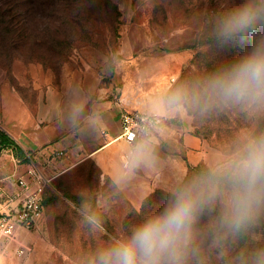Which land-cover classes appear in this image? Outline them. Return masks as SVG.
<instances>
[{"label":"rangeland","instance_id":"374dc122","mask_svg":"<svg viewBox=\"0 0 264 264\" xmlns=\"http://www.w3.org/2000/svg\"><path fill=\"white\" fill-rule=\"evenodd\" d=\"M113 1L116 10L103 9L90 0L80 10L70 11L61 0H0V79L9 81L29 101L52 88L68 104L83 92L84 73L89 69L95 68L100 85L106 86L120 60L188 50L191 58L168 97L183 93L185 120L208 149L209 162L199 164L222 170L256 128L264 136V106L224 99L210 87L216 74H210L207 66L214 57L209 51L224 48L226 57L235 46L232 42L205 43L206 35L230 10L231 0ZM232 2L236 7L244 0ZM183 71L186 80L181 78ZM114 98L119 97L115 94ZM233 105L235 109L229 112ZM52 185L47 196L50 202L45 204L47 222L41 229H25L44 237L49 228L56 250L45 264H96L100 249L156 212L143 209L145 200L134 208L91 159L58 176ZM157 190L163 191L159 197L166 203L171 200L167 194L178 189ZM201 213L193 225L187 264H247L253 253L264 250V214L262 220L255 217L257 227L243 252L222 218Z\"/></svg>","mask_w":264,"mask_h":264},{"label":"crops","instance_id":"0c3cea01","mask_svg":"<svg viewBox=\"0 0 264 264\" xmlns=\"http://www.w3.org/2000/svg\"><path fill=\"white\" fill-rule=\"evenodd\" d=\"M190 58L188 50L132 55L118 62L106 86L100 85L97 70L89 69L84 73L83 92L68 104L62 93L52 88L41 90L34 101H29L9 81L0 79V131L23 152L30 151L51 177L93 160L137 209L159 188L176 191L190 166L209 162L207 145L191 132L184 106L169 111L156 106L158 100L168 98ZM132 110H148L165 117L156 134L146 140L151 148L149 162L135 169L128 166L129 153L144 140L130 146L119 138L121 116ZM27 168L28 163L18 162L11 148L0 153V177L9 193L11 177L25 175ZM48 217L45 209L40 229ZM16 234L15 241H0V264H45L56 250L47 227L44 237L23 228ZM21 246L29 248L24 255L18 253Z\"/></svg>","mask_w":264,"mask_h":264},{"label":"clouds","instance_id":"9594fccd","mask_svg":"<svg viewBox=\"0 0 264 264\" xmlns=\"http://www.w3.org/2000/svg\"><path fill=\"white\" fill-rule=\"evenodd\" d=\"M264 27V0H244L226 12L217 24L220 40H244ZM215 93L234 101L264 106V38L245 56L221 70L211 81ZM183 93L157 101L164 111L181 106ZM148 141L136 144L129 153L128 166L147 164ZM221 198L223 223L231 230L251 223L264 206V136L252 137L226 168L209 179L173 193L167 206L113 240L96 254V264H187L193 241V225L206 204ZM247 264H264V250H257Z\"/></svg>","mask_w":264,"mask_h":264},{"label":"built area","instance_id":"2783aa9c","mask_svg":"<svg viewBox=\"0 0 264 264\" xmlns=\"http://www.w3.org/2000/svg\"><path fill=\"white\" fill-rule=\"evenodd\" d=\"M164 122L165 117L157 112L124 111L119 138L134 146L138 141L152 138ZM24 157L27 159L28 168L25 175L11 177V193L7 191L4 179L0 177V241H15L20 228L31 230L40 227L48 190L53 186L55 177L45 173L33 154L24 151ZM17 159L18 162H23L21 158ZM27 251L29 248L24 246L18 249L20 255Z\"/></svg>","mask_w":264,"mask_h":264},{"label":"trees","instance_id":"16d2710c","mask_svg":"<svg viewBox=\"0 0 264 264\" xmlns=\"http://www.w3.org/2000/svg\"><path fill=\"white\" fill-rule=\"evenodd\" d=\"M55 1H57V0H55ZM87 1H90V0H61V3L63 5L64 9L68 8V10L72 11V10H80V8L83 5H85ZM96 4H97V6L99 5L103 9H110V10H116L117 9L116 4L114 3L113 0H96ZM233 7H234V4L231 0L229 3L230 10ZM217 16H215V17H217ZM217 24L218 23H216V22L213 23L212 28L214 29V31L212 33H207L205 43H210L213 46L216 44L226 45L228 43L223 42L218 37ZM261 38H264V27H262L261 29H258L254 34L248 36L246 39H244L242 41L241 40L233 41L232 43L234 44L235 47L229 49V54L226 57L224 56V48L219 50L218 52L212 51V50L209 51V52L214 53V57H213L214 60L211 59L207 62L208 63L207 66L211 70L210 74L219 73L221 70L227 68L232 63H234L236 60L247 55L255 47L257 41L260 40ZM209 52H205V53H209ZM198 56L199 55H197L194 58L195 60L193 59V61H192L193 64H194V62L197 61ZM210 56L212 57L211 54H210ZM229 60H230V62H228ZM186 76H187L186 71H183L181 78L183 77L184 80H186ZM228 102H230V101H228ZM227 109L228 108H225L226 111H227ZM234 109H235V105H233V108L231 110H228V111L231 112ZM191 113H195V112H191ZM253 125H254V123H251L249 126L251 127ZM260 136L261 135L259 134V130H258V128H256L254 131L253 137H260ZM6 148H11L18 158H21L22 161H27V159L24 157L23 150L20 147H18L17 145H15V143L9 138V136L4 131H0V153ZM216 172H218V171H212L211 169H209L207 166H205L203 164H198L196 166H190L189 171L187 173V176L185 177L183 182L179 185L178 190H180L186 186L192 185L195 182V180H198L199 182L202 180H207ZM160 194H163V191L156 190L154 193L150 194L145 199V201L143 203V209H144V207L148 208L150 213L152 211L159 212V211L163 210L170 201L165 203L164 198L159 197ZM167 195L170 196L171 199L173 198V193H168ZM49 202H50V198L47 197L44 204H47ZM155 202H159V204L156 207L154 205ZM201 211H203L205 213L209 212L210 214H212L214 216V219L219 217V220H220L223 216V204L221 203V198L218 197L217 200L215 201V203L204 205ZM201 211L199 212V214L197 216V220H198L199 215L202 214ZM262 214H264V206L261 207V209H260V211L256 217H258V215H259L260 220H262V218H263ZM101 225H103V224L101 223ZM103 226L106 228L105 225H103ZM256 227H257L256 220L254 219L251 223L239 228L238 230H232L234 235L238 239V246L240 247V249H242L243 252H244V250H247V246L251 241L250 239L252 236V231Z\"/></svg>","mask_w":264,"mask_h":264}]
</instances>
